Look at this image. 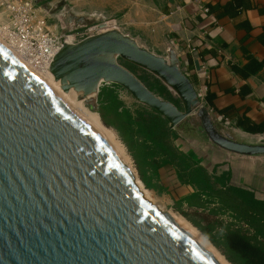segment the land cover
<instances>
[{"label":"water","instance_id":"obj_1","mask_svg":"<svg viewBox=\"0 0 264 264\" xmlns=\"http://www.w3.org/2000/svg\"><path fill=\"white\" fill-rule=\"evenodd\" d=\"M33 2L54 15L49 2ZM55 17L60 33L85 21L66 4ZM115 57L158 77L182 109L149 90ZM50 71L62 90L85 96L97 94L102 84L119 85L180 137L207 150L264 158V142L243 139L242 131L222 123L177 63L118 31L64 43ZM0 264H219L188 229L143 197L132 170L2 43Z\"/></svg>","mask_w":264,"mask_h":264},{"label":"crops","instance_id":"obj_2","mask_svg":"<svg viewBox=\"0 0 264 264\" xmlns=\"http://www.w3.org/2000/svg\"><path fill=\"white\" fill-rule=\"evenodd\" d=\"M230 1L109 0L100 3V10L109 17L117 14L119 33L166 61L177 63L193 81L197 93L202 95L203 104L206 83H209L215 109L227 108L230 113L223 116L207 106L222 123L246 135H263L264 132H246L235 126L234 121L242 114L254 122L264 121V69L241 79L230 69L229 63L246 62L242 47L257 59L263 58L264 47L258 42L257 35L264 26V0H249L252 6L234 17L218 16L222 12L221 6ZM209 6H213L214 11H210ZM243 21L251 25L249 32L239 26ZM211 49H214V55L209 52ZM243 84L250 87L251 93L242 97L238 91ZM175 134L174 143L178 149L208 174H224L228 184L249 189L264 200V158L249 159L207 150ZM159 180L164 183L174 181L181 186L184 192L179 198L192 191L189 185L177 180L175 173H160Z\"/></svg>","mask_w":264,"mask_h":264},{"label":"trees","instance_id":"obj_3","mask_svg":"<svg viewBox=\"0 0 264 264\" xmlns=\"http://www.w3.org/2000/svg\"><path fill=\"white\" fill-rule=\"evenodd\" d=\"M251 6L249 0H231L221 6L222 12L218 16L234 17ZM209 10L214 11V7L209 6ZM239 26L248 32L252 28L248 21ZM257 40L264 47V26ZM209 52L215 53L214 49ZM242 52L245 63H229L239 78L247 79L264 69V56L257 59L245 47H242ZM206 86L204 104L216 110L214 93L210 91L209 83ZM118 87L114 83L102 84L93 111L104 126L117 133L144 186L153 188L150 176L159 179L160 173H175L177 180L189 185L192 191L174 202V210L230 264H264V200L257 198L249 189L228 184L224 174L211 175L196 165L175 145L176 134L168 122L149 107L134 111L128 109L119 98ZM250 93L251 89L246 84L241 85L238 91L242 97ZM216 111L223 116L230 115L227 108ZM234 124L249 133L264 132V121L254 122L245 114L238 115Z\"/></svg>","mask_w":264,"mask_h":264},{"label":"rangeland","instance_id":"obj_4","mask_svg":"<svg viewBox=\"0 0 264 264\" xmlns=\"http://www.w3.org/2000/svg\"><path fill=\"white\" fill-rule=\"evenodd\" d=\"M62 1H64V3H62ZM107 1L109 0H42V3L49 2V4L54 7L52 11V14L54 15L49 16V18H50V24L53 26L52 28L58 32H60V28H59V24L55 16L58 13H60L63 4H66L71 9L74 15H77V16L82 15L84 17V20H85L84 22L77 23L73 30L65 32V34L74 35V39L79 42L86 37L96 35L99 33H104L107 31H118L116 28V18H118L117 14H115L113 17H109L106 15V13L103 12V10L102 11L100 10L101 9L100 3H106ZM57 4H60V5L59 7L55 8ZM104 21L107 22L108 25L102 28L100 27L93 28L96 25H98V23L104 22ZM70 38L71 37L69 36V39ZM114 60L118 64L122 65L124 68L128 69L132 74H134L149 90H151L157 96H159L162 99H166L170 101L177 108L182 109V102L177 96V94L174 91H172L168 86H166L154 74L120 57H115ZM70 91H71L70 98L73 101L79 102L82 108H84L86 111L94 112L93 110L96 107L97 94L93 93L91 95L85 96L82 93V91H77L73 89H70ZM117 91H118L119 98L121 102L123 103V105L126 106L131 111L141 110L144 107H146L145 105L136 101L122 87H118ZM201 98L202 97L200 96L199 99H200V102L202 103ZM89 106H92L94 109L91 110ZM111 131H113L115 139L124 146V144L119 139L117 133L113 129H111ZM172 132L176 133L173 129H172ZM240 137L243 139L253 141V142H264V136H250V135L242 134ZM124 149H125V152L127 153L125 146H124ZM155 151L157 152L158 150L155 149ZM130 166H131L132 172L134 173L136 183L137 185L139 184L138 185L139 189L141 190L142 193L145 194L144 198H146L151 203L155 204L158 207V209H160L162 212H168V213L174 212L180 215L178 212L174 210L173 206H174V202L180 199L179 197L184 192L182 191L181 186H179L174 181L173 182L169 181V182L164 183V182H161L157 177L150 176L149 180L154 186L153 188L148 189L140 181L138 177V172L135 168L134 162L131 157H130ZM214 249L220 254V252L215 247Z\"/></svg>","mask_w":264,"mask_h":264},{"label":"built area","instance_id":"obj_5","mask_svg":"<svg viewBox=\"0 0 264 264\" xmlns=\"http://www.w3.org/2000/svg\"><path fill=\"white\" fill-rule=\"evenodd\" d=\"M52 27L49 15L33 0H0V33L4 40L20 57L42 69H50L64 43L78 42L74 35Z\"/></svg>","mask_w":264,"mask_h":264},{"label":"bare ground","instance_id":"obj_6","mask_svg":"<svg viewBox=\"0 0 264 264\" xmlns=\"http://www.w3.org/2000/svg\"><path fill=\"white\" fill-rule=\"evenodd\" d=\"M69 36L67 37V42H69ZM0 43H2L19 61H21L28 69L32 72L40 76L50 87L51 91L62 101H64L67 105H69L97 134L106 142V144L120 157V159L131 169L130 166V157L125 152L124 146L119 143L111 131L110 128H107L102 124L100 118L96 112L86 111L79 102L73 101L71 96V91H64L60 88L59 81L54 79V76L50 69H42L36 67L24 60L22 57L17 54V52L4 40L2 33H0ZM51 74H50V73ZM138 182V180H137ZM139 185V184H138ZM141 191V190H140ZM143 197L145 194L143 193ZM168 213V212H167ZM179 224H181L184 228L188 229L192 235L196 238V240L202 245L205 249L212 253L214 258L220 264H229L212 246V244L192 225H190L183 217L180 215L169 212Z\"/></svg>","mask_w":264,"mask_h":264}]
</instances>
